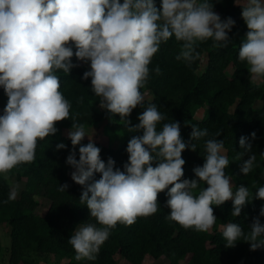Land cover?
Listing matches in <instances>:
<instances>
[{
	"label": "clouds",
	"instance_id": "9594fccd",
	"mask_svg": "<svg viewBox=\"0 0 264 264\" xmlns=\"http://www.w3.org/2000/svg\"><path fill=\"white\" fill-rule=\"evenodd\" d=\"M235 3L242 7L248 28L239 60L246 62L251 78L259 80L264 78V0ZM234 24L231 18L222 22L208 0H162L159 9L154 0H0V87L8 97L0 115V174L7 180L14 167L33 162L38 140L54 135L56 123L70 118L71 104L59 91L60 80L54 72L69 74L76 67L73 56L90 61L83 79L91 77V89L100 97V107L119 115L127 126L133 109L143 104L140 89L162 42L174 35L183 42L176 59L191 63L199 57L194 47L197 41L214 38L226 47L227 33ZM155 72L160 73L158 66ZM164 118L154 103L138 116L139 124L129 131L142 130L143 134L129 141L123 171L114 168L111 158L107 163L100 159V149L86 135L85 125L71 118L68 137L73 151L66 163L75 169L71 179L84 186L80 203L100 225L83 223L76 228L68 240L76 260H95L117 223L131 226L138 217L155 214L158 194L166 189L168 219L185 229L209 231L216 222L212 206L228 200L233 201L231 215L240 216L249 201V190L241 185L233 191L231 178L225 174L229 159L223 140H205V163L193 169L196 179L182 180V153L189 145L181 138L178 122L165 123L157 131ZM191 127V140L209 136L207 128ZM85 136L89 143L79 147L77 160L74 149ZM251 136L255 139L254 132ZM239 143L245 152L251 151L246 138L241 137ZM56 147L66 146L60 143ZM190 147L192 151L197 148L194 143ZM255 159L251 155L242 163L243 174L252 170ZM94 173L101 174L98 180H93ZM201 182L207 187L194 195ZM18 187H12L9 200L17 198ZM67 188L64 184L59 190ZM256 198L264 200V186L258 188ZM260 215L264 216V207ZM250 229L246 235L235 223L224 225L226 247L234 246L240 238L250 244V250L264 247V239H258L264 235V224L258 217Z\"/></svg>",
	"mask_w": 264,
	"mask_h": 264
},
{
	"label": "trees",
	"instance_id": "16d2710c",
	"mask_svg": "<svg viewBox=\"0 0 264 264\" xmlns=\"http://www.w3.org/2000/svg\"><path fill=\"white\" fill-rule=\"evenodd\" d=\"M120 2L123 3V0ZM203 2L197 0V3ZM208 2L212 3L213 11L222 22L228 18L235 21L227 33V46L223 47L222 42H216L214 38L197 41L194 47L199 57L189 63L176 59L182 41H177L173 35L167 42H162L148 66L149 76L145 86L140 89L143 96L151 92L153 97H144L143 104L133 109L127 118L130 125L126 126L119 115L100 107V97L91 89V77L83 79V73L90 70V61H79L73 56L72 63L76 67L69 74L55 70L54 74L60 80L59 91L71 104L70 118L56 123L58 131L54 135L38 140L33 162L14 167L7 174V180L4 174H0V226H8L11 236V246L6 247L9 254L6 264H39L41 257L50 255L56 258L53 264H120L116 259L117 253L133 264H142L149 254L155 258L166 257L169 264H264V247L250 250V244L243 238L237 240L234 246L226 247L222 230L198 232L169 220L170 209L166 205L168 189L158 194L159 206L155 214L138 217L131 226L117 223L95 260H76V253L68 243L80 224L92 223L100 227L90 216L87 206L80 203L84 186L71 182L70 171L74 168L66 160L73 151V145L65 134V129L72 127L71 118L76 117L75 122L85 127L97 125L105 119L111 120L108 130L113 135L122 133L120 144L114 147L95 140L92 142L100 149L102 161L107 163L111 158L115 161L114 168L123 171L124 164L128 162L126 149L129 141L143 134L142 130L129 131V128L139 124L138 116L153 103L165 117L157 125V131L162 130L165 123L178 122L181 138L189 145L182 153L185 160L182 180L196 179L193 169L205 163V140L215 138L224 142L229 159L225 174L236 182L233 191L241 185L248 188L249 201L240 216L231 215L232 200L212 206L216 216L214 225L235 223L247 235L254 218L258 217L264 224V216L260 215L264 200L256 198L258 188L264 186V78L262 82L254 81L246 62L239 60V49L248 32L242 18V7L235 0ZM154 4L159 9L162 0H154ZM218 43L220 46H216ZM72 47L75 52L74 45ZM204 57L207 62L203 66ZM157 66L159 74L155 72ZM4 101L7 102L8 97L0 87V115L1 107H6L3 106ZM258 101L260 105H257ZM201 107H205L206 113L198 119L196 112ZM191 125L207 128L209 136L191 140ZM217 131L221 133L218 137L215 136ZM253 132L255 139L251 136ZM241 137L251 144V151L245 152L241 148ZM60 143L66 147L57 149ZM87 143L89 140H82L80 145L75 146L77 160L79 147ZM193 143L197 146L195 151L190 147ZM251 155L256 159L252 170L245 175L241 172V165ZM155 166L156 162H153ZM9 175L26 182L15 200H9L13 187ZM100 176V173H94L93 180H98ZM64 184L68 188L60 191V185ZM206 187V183L201 182L193 194L197 195ZM41 197L50 201L45 215L37 213ZM258 239H264V235ZM4 254L5 247L0 241L1 259ZM63 258L68 260L63 262Z\"/></svg>",
	"mask_w": 264,
	"mask_h": 264
},
{
	"label": "rangeland",
	"instance_id": "374dc122",
	"mask_svg": "<svg viewBox=\"0 0 264 264\" xmlns=\"http://www.w3.org/2000/svg\"><path fill=\"white\" fill-rule=\"evenodd\" d=\"M207 62V58L204 57L203 59V66L206 64ZM257 82H262V78L259 80H256ZM145 98L147 99H152L153 95L151 92H147L144 95ZM7 104L6 101H4L3 106H5ZM261 102L258 101L257 105H260ZM5 107H1V113L3 115V111H4ZM206 113V109L205 107H201L197 110L196 112V117L198 119H202L204 117ZM111 122L110 119H105L102 122H100L97 125H93L91 127H85L86 130V135H88L92 140L101 142L105 145H111L114 147H117L120 144V141H122V133H118L116 135H113L112 133L109 132L108 130V124ZM71 130V128H66L65 129V134L68 135V132ZM85 136L83 140H89V137ZM124 136V134H123ZM224 154H226V149H224ZM74 171L71 170L70 171V178H71V173ZM9 178L12 182L13 187L15 185H19L17 191H18V197L20 196L22 190L25 187V179L23 180H19L15 175H9ZM231 178V183L233 185V189L234 186L236 184L235 180ZM71 182L76 184L72 179ZM50 205V201L47 198L41 197V204L37 209V213L41 214V215H45L48 208ZM224 225H214L210 231H214V230H222ZM0 241L3 244V246L5 247V254H4V258H0V264H6L5 261L8 260V251L6 250V247H10L11 246V236L9 234V227L6 225L0 226ZM48 257V258H47ZM47 257H41V261L39 262V264H53V261L56 259L54 256L50 255ZM116 259L119 261L120 264H133L131 263L129 260H127L122 254L117 253L116 254ZM68 259L67 258H63L62 261L66 262ZM142 264H169V260L166 257H160V258H155L154 256H152L151 254L147 255L146 258L144 259Z\"/></svg>",
	"mask_w": 264,
	"mask_h": 264
}]
</instances>
